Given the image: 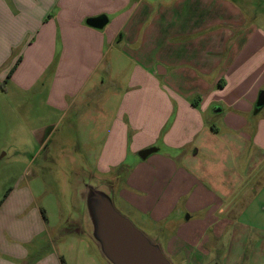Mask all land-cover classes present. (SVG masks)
Returning a JSON list of instances; mask_svg holds the SVG:
<instances>
[{
  "label": "crops",
  "instance_id": "crops-1",
  "mask_svg": "<svg viewBox=\"0 0 264 264\" xmlns=\"http://www.w3.org/2000/svg\"><path fill=\"white\" fill-rule=\"evenodd\" d=\"M14 2L26 15L64 8L68 44L87 56L84 73H95L102 86L106 78L98 71L106 62L110 78L127 86L79 114V154L100 176L126 165L120 200L140 218L165 224L163 240L178 264L200 263L195 254L187 258L186 245L199 248L202 257L209 251L203 243L221 237L233 221L241 223L218 213L248 202L249 191L264 192V116L257 117L264 111L257 110L264 91L261 24L249 22L231 0ZM100 14L109 17L104 28L88 25L89 17ZM150 147L157 150L142 158L140 151ZM129 157L131 164H124ZM178 209L191 211V220ZM43 210L46 232L62 223L61 216L51 223L49 209ZM84 237L71 232L63 241L50 235L54 247H63L55 261H94Z\"/></svg>",
  "mask_w": 264,
  "mask_h": 264
},
{
  "label": "rangeland",
  "instance_id": "rangeland-1",
  "mask_svg": "<svg viewBox=\"0 0 264 264\" xmlns=\"http://www.w3.org/2000/svg\"><path fill=\"white\" fill-rule=\"evenodd\" d=\"M3 1L0 0V264H61L53 254L57 255L63 247L60 245L58 250V242L54 247L50 235L64 241L71 234L70 227L64 225L69 217L64 199L68 185L65 164L70 159L64 160L63 154H71L67 145L84 152L79 148L77 133L79 114L90 107L99 108V98L127 86L118 78H110L106 62L100 64L98 71L106 78L104 85L96 84L95 73H84L87 56L84 57V50L73 51L68 44L64 8L47 6L43 15H26L13 6L14 0H7L10 9ZM231 1L233 9L244 11L249 22L258 20L264 32V0ZM74 19L77 20L75 16L69 20ZM49 29L51 37L47 34ZM263 116L264 111L257 117ZM47 154H53V161L46 159ZM131 158L124 164H131ZM116 174V208L150 237L160 236L165 250L170 252L163 240L165 224L140 218L120 200L118 191L126 178V165L120 166ZM38 182L43 185L42 193L38 192ZM248 193V202L218 213L221 219H240L241 223L233 221L221 237L203 243L202 247L209 251L202 257L199 248L186 245L188 259L192 253L201 259L198 264H264V192ZM186 198L181 203H186ZM44 206L49 209L51 223L62 217V223L47 232ZM178 213L183 220H191V211L178 209ZM88 241L94 261L84 257L79 264H108ZM171 259L178 264L172 254Z\"/></svg>",
  "mask_w": 264,
  "mask_h": 264
},
{
  "label": "water",
  "instance_id": "water-1",
  "mask_svg": "<svg viewBox=\"0 0 264 264\" xmlns=\"http://www.w3.org/2000/svg\"><path fill=\"white\" fill-rule=\"evenodd\" d=\"M108 22L106 14L87 19L88 25L95 28H104ZM262 106L264 91L259 95L257 110ZM67 146L71 154L64 153L63 145V159H70L65 164L68 185L64 199L69 217L64 225L70 227L71 232L87 237L108 264H174L160 236L150 237L116 208L113 193L117 186L115 176L119 175H97L79 154L77 146ZM156 150L150 147L139 154L146 158ZM46 159L53 161V154H47Z\"/></svg>",
  "mask_w": 264,
  "mask_h": 264
},
{
  "label": "trees",
  "instance_id": "trees-1",
  "mask_svg": "<svg viewBox=\"0 0 264 264\" xmlns=\"http://www.w3.org/2000/svg\"><path fill=\"white\" fill-rule=\"evenodd\" d=\"M43 215L45 216L44 210H43ZM62 262H63V264H66V262L64 261V259L62 260Z\"/></svg>",
  "mask_w": 264,
  "mask_h": 264
}]
</instances>
